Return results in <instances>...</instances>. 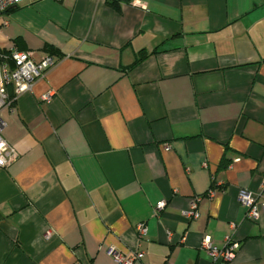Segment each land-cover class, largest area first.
I'll return each mask as SVG.
<instances>
[{"label":"crops","instance_id":"crops-1","mask_svg":"<svg viewBox=\"0 0 264 264\" xmlns=\"http://www.w3.org/2000/svg\"><path fill=\"white\" fill-rule=\"evenodd\" d=\"M110 1L0 15V51L60 57L1 112L0 264H221L201 242L228 235V264H264V0Z\"/></svg>","mask_w":264,"mask_h":264},{"label":"built area","instance_id":"built-area-1","mask_svg":"<svg viewBox=\"0 0 264 264\" xmlns=\"http://www.w3.org/2000/svg\"><path fill=\"white\" fill-rule=\"evenodd\" d=\"M24 1L37 0H0V15H3L11 7ZM59 59V56L51 52L46 54L41 60L36 61L33 58L32 51H24L17 48H12L9 51H0V144H3V148H0V167H9L19 157L16 148L3 136L5 122L1 115L2 110L4 108L14 107L17 97L21 93L30 90L33 82L56 65ZM200 200V196L192 198L189 210L185 212L189 220H194L199 217L198 205ZM239 201L246 209V219L254 222L258 221L260 218V209L257 195L248 190H241ZM165 205V200L159 201L154 208L155 214H159ZM231 227L234 228L235 224H232ZM136 229L140 237L147 233V227L143 222L138 224ZM49 236L50 234L46 235V237ZM201 247L205 249L213 262L228 264L235 258L240 243L233 241L232 236L228 235L225 246L218 247L212 242L210 237L205 236L202 239ZM109 253L120 263L133 264L134 262L135 257L133 256H126L113 249ZM139 256H142V253H138ZM165 264L173 263L167 261Z\"/></svg>","mask_w":264,"mask_h":264},{"label":"trees","instance_id":"trees-1","mask_svg":"<svg viewBox=\"0 0 264 264\" xmlns=\"http://www.w3.org/2000/svg\"><path fill=\"white\" fill-rule=\"evenodd\" d=\"M120 1L121 0H112L109 2L110 5L114 6L115 8H117L118 10H120ZM125 1H128V0H125ZM51 53H54V52H51ZM55 54V53H54ZM148 54V52L146 51H142L140 53V55L138 56V58L136 59V61L133 63V65L137 64L138 62H140L144 57H146ZM132 65V66H133Z\"/></svg>","mask_w":264,"mask_h":264},{"label":"clouds","instance_id":"clouds-1","mask_svg":"<svg viewBox=\"0 0 264 264\" xmlns=\"http://www.w3.org/2000/svg\"><path fill=\"white\" fill-rule=\"evenodd\" d=\"M0 148H3V144H0Z\"/></svg>","mask_w":264,"mask_h":264}]
</instances>
